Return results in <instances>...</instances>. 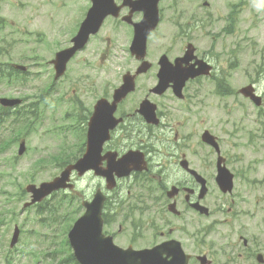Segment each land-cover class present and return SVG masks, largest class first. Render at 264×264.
I'll return each mask as SVG.
<instances>
[{
	"label": "rangeland",
	"instance_id": "374dc122",
	"mask_svg": "<svg viewBox=\"0 0 264 264\" xmlns=\"http://www.w3.org/2000/svg\"><path fill=\"white\" fill-rule=\"evenodd\" d=\"M239 1L244 8L240 11L236 30L224 35L220 28L225 24V15L228 9L237 11L238 5L233 4L238 0H162V20L152 38L156 34L159 37L153 42L151 53H172L190 38L200 52L208 48L214 52L230 51L234 46L235 56H229L226 60V55L222 54L218 60L214 57L211 60L217 70L221 60L233 95L218 97L211 80L193 82L185 90L189 99L183 117L187 123L193 124V128L198 125L200 129L197 132L191 130L185 144L191 143L199 148V133L202 128H208L218 137L220 150L229 155L230 167L236 171H242L240 167L246 168L244 177L258 178L264 176V139L260 140L259 149L256 110L238 94V89L254 78L261 67L259 62L264 61V1ZM203 2L208 3L207 7ZM88 5L89 0H0L1 20L14 22L0 33V97L21 98L19 105H24L30 98V102L38 104L41 97L49 96L41 103L48 106L43 108L44 113L32 124L25 120L19 135L14 133L20 122H11L14 115L7 118L4 129L0 127V264H48L51 261L49 258L56 261L66 258L71 252L66 243V233L82 211L80 199L72 198L64 190L35 206L23 208L29 195L22 193V190L29 182L38 184L51 179L60 171L62 162L73 160L82 151L84 125L81 108L88 95H82L81 89L86 83L92 84L96 75L93 70H82L83 60H93V51L110 45L104 64L108 69L107 80L99 79L100 85L96 87L87 86L88 90L94 89V94L88 98L99 96L101 91L107 93L112 90L119 84L121 74L133 64L128 58L130 37L122 30L126 25L119 19H112L77 55L80 64L73 63L70 68L67 67L63 77L45 88L52 70L44 61L69 44ZM198 24L203 27L202 30ZM115 25L120 29V32L115 31L116 35L113 32ZM18 27L24 29L25 34L17 32ZM229 28L232 31L233 28L227 27V30ZM217 32L220 33L216 35ZM117 59L123 65L119 72ZM10 62L25 65L28 72L25 75L12 72ZM144 86H147L146 82ZM167 98L170 95L163 97L166 103ZM56 129L67 136L56 135L53 132ZM188 132V129L182 128L183 134ZM21 139L25 140V147L23 153L18 155ZM153 145L159 146L158 139L153 141ZM63 147L64 150L60 151ZM55 156H62V159L57 160ZM44 160L51 162L39 164ZM72 181L86 197H90L96 187L104 186L91 173L79 179L73 175ZM125 189L122 190L123 194ZM129 212L130 209L122 206L117 215L124 218ZM152 214L150 212L149 216ZM39 216L42 221L38 219ZM14 225L19 226L20 235L16 245L10 249L11 254H8ZM139 237L141 242L138 245H142L145 236L140 232ZM212 238L220 239L217 234ZM46 249L51 252H45ZM61 264H66V259Z\"/></svg>",
	"mask_w": 264,
	"mask_h": 264
},
{
	"label": "flooded vegetation",
	"instance_id": "af4514ba",
	"mask_svg": "<svg viewBox=\"0 0 264 264\" xmlns=\"http://www.w3.org/2000/svg\"><path fill=\"white\" fill-rule=\"evenodd\" d=\"M187 43L190 42L184 41L172 53L164 52L167 59L173 62L183 56ZM162 54L154 57L147 72L138 76L141 81L150 78L147 86H143L133 98H124L117 104L114 115L120 118V122L103 144L102 154L115 151L121 155L130 149L141 153L146 167L142 171H131L128 176L117 180L111 190H104L106 201L108 197H114L118 208L114 211V223H105L109 231L106 230L121 245L151 247L172 236L183 225L180 238L185 240L181 241L190 254L189 264H202L197 258L199 255H205L210 260L209 264H264V178L250 183L244 177L245 168H240L243 172L232 170L229 155L224 152L221 156L225 167L233 173V186L229 193L218 188L213 149L204 144L199 148L191 143L185 144L191 130L197 132V126L193 128V124L184 119L181 101L167 98L166 103L163 99L165 93L159 95L152 91L157 83L156 74ZM191 55L187 64H194L196 68L199 60L210 62L209 55L200 52L196 46ZM168 91L172 92L171 88ZM259 93L262 97V92ZM146 98L155 104L157 123L147 122L139 113V106L149 108L148 102H144ZM91 108L87 106L83 110V117H87L85 123ZM262 108L263 105L259 107L258 115L262 114ZM182 128L188 129V134H183ZM155 139H158V147L153 145ZM104 164L102 161L101 165ZM238 172L242 176L236 178ZM201 190L204 191L202 196ZM194 204L206 206L208 214H201L193 207ZM122 206L130 209L124 218L117 215ZM150 212L153 213L151 216ZM203 220L208 222L204 228L211 232L209 236L220 232L215 223L223 222V234L220 239H209L206 247L194 251L197 232L192 235L189 229ZM139 231L145 236L143 245H138L141 242Z\"/></svg>",
	"mask_w": 264,
	"mask_h": 264
},
{
	"label": "water",
	"instance_id": "95a60500",
	"mask_svg": "<svg viewBox=\"0 0 264 264\" xmlns=\"http://www.w3.org/2000/svg\"><path fill=\"white\" fill-rule=\"evenodd\" d=\"M92 6L87 12L86 18L81 23L80 28L76 36L72 39L74 45L56 54L54 60L55 69L57 75H60L64 70V64L66 60L72 55L77 49L81 48L87 41L90 33H95L99 28L103 18L107 13L111 11L112 0H91ZM157 2L158 0H136L134 1V7L137 9L144 10V17L142 21L135 25L134 40L131 45V50L140 53L145 48V39L148 32L153 29L158 21L157 15ZM189 58L186 56L183 58H177L175 60V67H179L181 62L188 61ZM204 63V62H203ZM159 64L161 65V74L158 73L159 79H166V75L172 74L178 81L175 86V91L179 94V90L183 87L185 80L189 77H194L201 73H208L209 68L201 64L197 70H192L191 66L180 69H172L166 56L160 58ZM161 76V77H160ZM174 79V78H173ZM130 81L125 78L124 86ZM164 81H159V83ZM123 88V87H121ZM162 91L165 88V84L157 85V89ZM157 91V90H155ZM241 92L245 96H250L254 101L255 97L251 93L250 86L241 89ZM118 95V94H117ZM2 104H14L16 102L1 99ZM114 109V108H113ZM112 111L105 113L95 109V112L89 122L87 130V148L82 159H79L76 163L67 166L61 173V176L50 182H43L39 187L29 185L27 190L32 193L31 202L40 201L43 197L48 195L52 190L59 187H65L66 181L69 178V174L72 169L77 170L80 175L84 170L88 168L96 169L97 154L101 143L108 138L107 126L110 125L107 122V117L111 115ZM147 120L153 115L151 111L145 113ZM112 117V116H111ZM146 119V118H145ZM203 139L208 143H211L217 147L216 143L212 141L211 137L203 134ZM138 152H131L125 154V156L119 161L113 164L108 160L107 168L105 170H95L96 173L106 177L107 184L111 187L114 184L113 172L116 175L121 176L122 174L127 175L130 170H138L136 162L138 159L134 155ZM100 161V160H99ZM220 159L218 160V162ZM134 163V164H133ZM220 177V183L230 188L231 175L225 173L224 169L218 168ZM104 197L100 190H97L91 202L83 201V205L86 210L82 216H80L73 224L72 228L68 232V239L73 248L75 258L79 261V264H186V256L180 249L179 244L175 241H168L162 243L156 247L150 249L133 250L131 248L121 249L116 246L111 236H105L102 233V218L101 208ZM17 236V230H15L14 236L11 240V244L15 243ZM163 253L171 255L173 260L171 263L163 262Z\"/></svg>",
	"mask_w": 264,
	"mask_h": 264
},
{
	"label": "trees",
	"instance_id": "16d2710c",
	"mask_svg": "<svg viewBox=\"0 0 264 264\" xmlns=\"http://www.w3.org/2000/svg\"><path fill=\"white\" fill-rule=\"evenodd\" d=\"M63 262V261H62ZM61 262V263H62ZM60 263V264H61ZM66 264H74V261H73V259H72V257H70V258H68V260L66 261Z\"/></svg>",
	"mask_w": 264,
	"mask_h": 264
}]
</instances>
